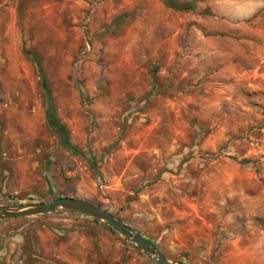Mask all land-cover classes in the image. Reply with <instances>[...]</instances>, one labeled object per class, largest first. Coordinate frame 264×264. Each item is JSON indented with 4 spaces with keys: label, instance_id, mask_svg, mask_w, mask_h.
I'll list each match as a JSON object with an SVG mask.
<instances>
[{
    "label": "rangeland",
    "instance_id": "rangeland-1",
    "mask_svg": "<svg viewBox=\"0 0 264 264\" xmlns=\"http://www.w3.org/2000/svg\"><path fill=\"white\" fill-rule=\"evenodd\" d=\"M174 1L0 0V206L72 197L176 264H264V0ZM0 264L155 263L57 210L0 219Z\"/></svg>",
    "mask_w": 264,
    "mask_h": 264
},
{
    "label": "water",
    "instance_id": "water-1",
    "mask_svg": "<svg viewBox=\"0 0 264 264\" xmlns=\"http://www.w3.org/2000/svg\"><path fill=\"white\" fill-rule=\"evenodd\" d=\"M57 210L75 212L106 223L111 228L126 236L132 244L139 247L155 264H176L167 260L151 241L143 238L112 214L72 197H59L48 203L27 206H0V219H17L46 215Z\"/></svg>",
    "mask_w": 264,
    "mask_h": 264
},
{
    "label": "trees",
    "instance_id": "trees-1",
    "mask_svg": "<svg viewBox=\"0 0 264 264\" xmlns=\"http://www.w3.org/2000/svg\"><path fill=\"white\" fill-rule=\"evenodd\" d=\"M163 1H164L166 6H168L169 8H172L174 10L183 11V10H192L193 9V7L189 4L188 5L187 4H185V5L181 4L180 5L179 3H176L174 0H163ZM35 63H36L37 68H38L40 83H41V87L43 89L44 102L46 104V119H47L50 127L52 128V130L55 131L59 135L60 146L65 150L71 151L75 155H81L82 153L77 151L76 148L72 145L67 129L62 124H60V122L56 118L55 109H54V106L52 104V100H51V96H50L49 86H48L47 80H46V78H45V76L41 70L40 61L38 58H35Z\"/></svg>",
    "mask_w": 264,
    "mask_h": 264
},
{
    "label": "crops",
    "instance_id": "crops-1",
    "mask_svg": "<svg viewBox=\"0 0 264 264\" xmlns=\"http://www.w3.org/2000/svg\"><path fill=\"white\" fill-rule=\"evenodd\" d=\"M260 8H261V0H254L253 11H257Z\"/></svg>",
    "mask_w": 264,
    "mask_h": 264
}]
</instances>
